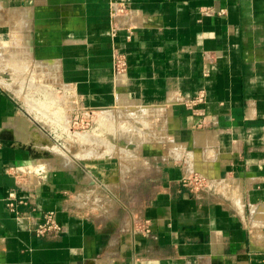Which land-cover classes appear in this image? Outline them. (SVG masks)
I'll list each match as a JSON object with an SVG mask.
<instances>
[{"label":"crops","instance_id":"1","mask_svg":"<svg viewBox=\"0 0 264 264\" xmlns=\"http://www.w3.org/2000/svg\"><path fill=\"white\" fill-rule=\"evenodd\" d=\"M1 55L161 125L133 167H49L52 130L0 83V264H264V0H0ZM47 212L61 232L37 236Z\"/></svg>","mask_w":264,"mask_h":264},{"label":"rangeland","instance_id":"2","mask_svg":"<svg viewBox=\"0 0 264 264\" xmlns=\"http://www.w3.org/2000/svg\"><path fill=\"white\" fill-rule=\"evenodd\" d=\"M0 57V83L20 86L16 92L27 111L37 122L45 123L53 131L43 158L49 167H89L90 163L96 168V173L101 172L103 167L109 172L111 168L116 170L118 165L133 167L135 145L150 140L152 131L161 125V121H157L158 118L152 114L144 115L146 111L140 114L134 108L129 109V113L127 109L86 113L55 86L44 82L39 84L21 62L13 63L5 60L3 55ZM156 121L157 128L154 127ZM97 161L105 164H98ZM129 178L132 179L133 175ZM132 189H128L127 194L123 191L119 195L115 193L117 198L111 197L114 207H124L125 199L128 201L132 196Z\"/></svg>","mask_w":264,"mask_h":264},{"label":"built area","instance_id":"3","mask_svg":"<svg viewBox=\"0 0 264 264\" xmlns=\"http://www.w3.org/2000/svg\"><path fill=\"white\" fill-rule=\"evenodd\" d=\"M112 19L114 22V27L112 29V33L115 34L118 29V21L123 18L126 14V7L123 4H114L112 6ZM116 69H123L125 67V62L121 58H116L115 60ZM205 95L204 92H201L194 100L187 102L188 105H195L204 101ZM57 131V130H56ZM53 133V131H52ZM55 135V134H54ZM54 138V137H53ZM55 139V138H54ZM184 183L191 184L195 188H199L200 190H204L208 187V183L201 176L194 177H185ZM33 231L37 236H54L61 232V227L56 221L55 212H47L45 213L43 219L41 221H34Z\"/></svg>","mask_w":264,"mask_h":264},{"label":"water","instance_id":"4","mask_svg":"<svg viewBox=\"0 0 264 264\" xmlns=\"http://www.w3.org/2000/svg\"><path fill=\"white\" fill-rule=\"evenodd\" d=\"M81 174H82V175H84V174H85V171H84V170H82V171H81Z\"/></svg>","mask_w":264,"mask_h":264},{"label":"bare ground","instance_id":"5","mask_svg":"<svg viewBox=\"0 0 264 264\" xmlns=\"http://www.w3.org/2000/svg\"><path fill=\"white\" fill-rule=\"evenodd\" d=\"M132 111H133V110H132ZM133 113H134V112H133ZM133 113H132V114H133ZM133 115H135V113H134ZM138 117H139V116H138ZM105 118H106V117H105Z\"/></svg>","mask_w":264,"mask_h":264}]
</instances>
